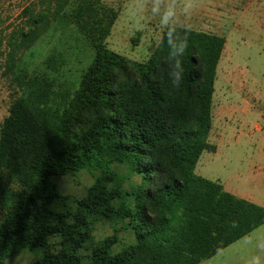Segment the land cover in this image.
<instances>
[{"label":"trees","instance_id":"1","mask_svg":"<svg viewBox=\"0 0 264 264\" xmlns=\"http://www.w3.org/2000/svg\"><path fill=\"white\" fill-rule=\"evenodd\" d=\"M71 2L60 13L24 9L5 39L13 93L0 122V264L20 250L39 251L30 264H199L263 224L264 206L194 172L202 151L215 150L208 137L225 37L168 24L145 61L130 60L105 44L113 9ZM60 19L94 54L78 88L53 106L51 81L16 69ZM82 170L93 181L71 205L55 177ZM95 221L113 232L94 241ZM121 229L132 240L114 250Z\"/></svg>","mask_w":264,"mask_h":264},{"label":"rangeland","instance_id":"2","mask_svg":"<svg viewBox=\"0 0 264 264\" xmlns=\"http://www.w3.org/2000/svg\"><path fill=\"white\" fill-rule=\"evenodd\" d=\"M69 1L0 0V122L8 113L13 93L11 79L3 75L8 33L20 23L19 15L24 9L49 4L60 13L70 11L73 3L68 4ZM95 1L116 12L106 46L130 60L145 61L168 24L225 37L216 68L208 137L215 150L202 151L194 172L221 183L228 192L264 204V118L259 114L260 110L264 114V0ZM93 54L90 42L74 24L55 20L21 54L16 71L49 79L50 101L55 106L61 94L73 93L78 88ZM50 56L52 65L48 63ZM119 171L123 173L125 169ZM55 179L61 191L72 196L70 203L74 205L73 197L84 193L93 175L82 170L77 175ZM112 232V226L106 222L91 224L94 241ZM119 238L114 250L121 247V242L132 240L131 234L122 229ZM49 240L54 241L52 237ZM88 251V247L79 250L83 263ZM38 255L39 251L20 250L4 264H30ZM199 264H264V223Z\"/></svg>","mask_w":264,"mask_h":264},{"label":"crops","instance_id":"3","mask_svg":"<svg viewBox=\"0 0 264 264\" xmlns=\"http://www.w3.org/2000/svg\"><path fill=\"white\" fill-rule=\"evenodd\" d=\"M221 58V57H220ZM252 105V104H251ZM253 106V105H252ZM263 107H264V103H263ZM259 114L264 118V114L263 113H261V110L259 111ZM261 127L259 126V125H257V129H259V130H261L260 129ZM263 138H264V136H263ZM224 187V186H223ZM224 189H225V187H224ZM226 190V189H225ZM230 193H232V192H230ZM232 194H234V195H236V196H238V197H241V198H244V199H246V200H249V201H252L250 198H247V196H241V194H235V193H232ZM253 202V201H252ZM255 203V202H254ZM256 204H258V203H256ZM259 205H262V206H264V204H259Z\"/></svg>","mask_w":264,"mask_h":264}]
</instances>
